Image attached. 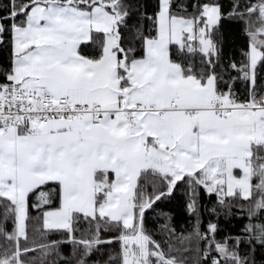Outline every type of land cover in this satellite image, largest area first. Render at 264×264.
<instances>
[{"label":"snow or ice","instance_id":"1","mask_svg":"<svg viewBox=\"0 0 264 264\" xmlns=\"http://www.w3.org/2000/svg\"><path fill=\"white\" fill-rule=\"evenodd\" d=\"M0 264H264V0H0Z\"/></svg>","mask_w":264,"mask_h":264},{"label":"trees","instance_id":"2","mask_svg":"<svg viewBox=\"0 0 264 264\" xmlns=\"http://www.w3.org/2000/svg\"><path fill=\"white\" fill-rule=\"evenodd\" d=\"M172 211L174 217L172 220V225L176 228L177 232L179 233L182 230H187L189 228V217L187 213L179 207H174Z\"/></svg>","mask_w":264,"mask_h":264}]
</instances>
